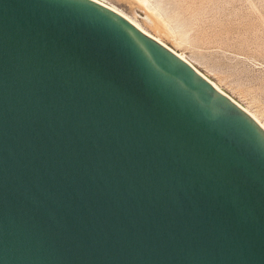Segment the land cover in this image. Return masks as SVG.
Here are the masks:
<instances>
[{
	"label": "water",
	"instance_id": "1",
	"mask_svg": "<svg viewBox=\"0 0 264 264\" xmlns=\"http://www.w3.org/2000/svg\"><path fill=\"white\" fill-rule=\"evenodd\" d=\"M0 264H264V128L97 0H0Z\"/></svg>",
	"mask_w": 264,
	"mask_h": 264
},
{
	"label": "rangeland",
	"instance_id": "2",
	"mask_svg": "<svg viewBox=\"0 0 264 264\" xmlns=\"http://www.w3.org/2000/svg\"><path fill=\"white\" fill-rule=\"evenodd\" d=\"M264 123V0H102Z\"/></svg>",
	"mask_w": 264,
	"mask_h": 264
},
{
	"label": "bare ground",
	"instance_id": "3",
	"mask_svg": "<svg viewBox=\"0 0 264 264\" xmlns=\"http://www.w3.org/2000/svg\"><path fill=\"white\" fill-rule=\"evenodd\" d=\"M97 1H99V2H101V3H103V4H105V5H107V6H109L110 8H112V9H114L115 11H117V12H119V13H121L122 15H124L127 19H129L132 23H134L137 27H139L140 29H142L144 32H146L137 22H135L134 20H132L131 18H129L128 16H126L123 12H121L120 10H118L117 8H115V7H113V6H110V5H108V4H106V3H104L102 0H97ZM146 33H148V32H146ZM148 34H150V33H148ZM151 35V34H150ZM152 36V35H151ZM154 37V36H153ZM154 38H156V37H154ZM157 40H159L160 42H161V40L160 39H158V38H156ZM180 57H182L183 59H186L182 54H180V53H178V52H176ZM187 61V60H186ZM211 83L217 88V89H219L220 91H222L221 89H220V87H218L214 82H212L211 81ZM223 92V91H222ZM236 102V101H235ZM239 106H241L245 111H247L263 128H264V123H262L261 121H260V119L259 118H257L252 112H250V110H248L247 108H244L242 105H240L238 102H236Z\"/></svg>",
	"mask_w": 264,
	"mask_h": 264
}]
</instances>
